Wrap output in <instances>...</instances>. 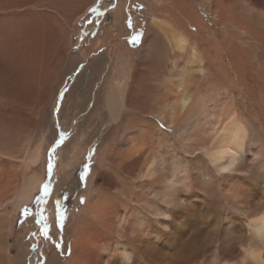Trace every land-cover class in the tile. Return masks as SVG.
I'll list each match as a JSON object with an SVG mask.
<instances>
[{"label":"bare ground","instance_id":"bare-ground-1","mask_svg":"<svg viewBox=\"0 0 264 264\" xmlns=\"http://www.w3.org/2000/svg\"><path fill=\"white\" fill-rule=\"evenodd\" d=\"M164 1H166L168 10H164L160 5V3L164 5ZM0 2V10L6 13L12 10L19 11L17 13L22 17L39 15L37 12L39 7L57 9L58 12L64 14L65 21L71 19L68 15L70 8H76L78 5V3L71 5L67 0H2ZM150 5V24L144 34L142 46L135 51L134 55L124 52L121 56L113 55L110 59L103 55L104 61L108 62L106 65L111 67L109 73L104 75V78L101 77V80L99 79V71L96 70L100 69L96 68L101 62L99 61L84 80L86 82L84 89L78 88L80 86L77 83L78 78L81 81L78 77L73 85L74 109L83 112L90 107L88 112L98 114V120L102 125L108 121L111 122L110 129L115 132L116 146L119 149L132 147L141 151L145 150L146 144H156L157 135L161 136V140H158L160 144L174 139L170 143L174 147L177 140L179 149H171L169 158H166L162 152L158 156L152 153V156L145 158L143 151L144 160L142 162L137 154L139 157L135 159V162L133 164L130 162L131 164L123 170L126 176L136 181L132 189L133 181L130 182L132 185L128 187L130 190L125 196L117 200L111 196L112 198L105 204L101 213L95 210L97 208L92 203L85 205L77 218L72 252L65 264H212L217 252V242L228 233L236 234L239 238L238 234L246 231L245 220L242 218L226 220L222 224V237L211 233L210 229L204 226L202 216L200 218L197 210L195 199L197 200L199 189L206 188L207 191L208 187L216 189L217 195L224 199L227 209L230 207L239 209L244 199L255 201L264 196V140L260 138L259 128L252 125L235 99L230 100L229 88L216 94L217 102L211 97L215 93L214 95L209 93L206 99L203 95L201 96L202 93L198 92L199 85L210 77L207 55L200 49L195 39L200 32L199 27L194 29V26H190L192 29H188V26L184 25L180 19L174 17L175 11L172 15V10L177 7L173 0H151ZM255 5L262 10L255 9ZM214 6L219 11V17L215 23H212L224 28L222 34L225 38L230 35L234 39L231 43L233 45L231 50L227 48V52H223V55L226 54L231 61L230 54H234V60L241 67L246 62L244 54L245 48H248L247 51L254 55L257 62L259 46H264V0H215ZM78 9L81 8L78 7L75 11ZM40 15L42 18H47L46 13ZM181 17L183 18L182 15ZM53 24L49 19H44L40 24L44 33L49 32L50 41L46 47L43 46L45 44L37 43L42 46L38 55L36 47L39 46L32 43L27 44L26 47L23 45V49H21L22 46H18L19 51L14 52L16 62L14 72H21L26 78L23 83L28 84L36 92H41L42 95L50 91L49 84L54 80L56 71L60 69L68 49H65L62 43L64 29ZM229 28L236 29L242 37L240 34V37L231 34ZM77 30L75 27L73 32ZM13 31L16 32L15 29ZM190 31L193 33L191 34ZM246 36L253 41L252 45L247 44ZM73 37L74 35L65 44L70 46ZM156 50H162L167 57H173L172 60L166 62L172 67V70L168 72L169 75L161 74L159 71L163 69V64L158 61L160 56ZM189 62L198 65L194 68L188 64ZM261 62L264 61L261 60ZM70 63L72 64H69V69H72L76 62L70 61ZM236 70L239 72L237 66ZM17 75L21 76L20 73ZM33 79L38 82L34 83ZM93 83H99V86L96 85L98 86L97 91L92 95ZM78 89L81 90L76 92ZM88 97L92 99L89 100ZM138 106H141L143 113L154 114L166 121L167 125L174 129L173 133L168 134L161 130L154 121L137 117L135 113L132 114L127 110V108L132 109ZM147 106L151 109H147ZM14 132H16L15 129ZM110 145L101 155L104 167H107V161H111ZM2 146L0 149L4 150L5 146L4 148ZM41 148L37 147L34 150L27 148L24 154L20 151L4 154L13 158L20 156L19 159L24 162L26 170L30 171L32 170L31 165H35L41 156ZM148 148L146 149L149 150ZM237 148L243 149L240 170L244 174L219 176L218 167L230 165L232 158L229 153L236 151ZM126 151L128 152L129 149ZM195 158L199 159L198 166L191 164ZM101 170L98 178L95 177L92 181L89 193L91 201L103 194L102 188L104 187L101 184L97 186L99 180L102 179L103 169ZM96 178H100L98 183H96ZM22 181L23 185L19 184L20 186L14 191L15 194L9 197L8 201L6 200L7 203L0 201V208L4 207L1 211L3 215L8 214L6 209L8 202H12L14 211H16L21 202L30 199L40 183L36 173L23 176L20 183ZM143 184L146 186L144 195H139L136 188H140ZM208 195H211L209 191L207 197H210ZM106 196L104 198H107ZM177 196L188 201L191 206L169 209L163 203L165 199L171 202V199ZM259 211L260 209H256L257 213ZM167 215H170L172 219H165ZM237 251V246L233 245L226 253L225 259L229 261L234 259ZM51 264L61 263L58 258L52 256Z\"/></svg>","mask_w":264,"mask_h":264},{"label":"rangeland","instance_id":"rangeland-1","mask_svg":"<svg viewBox=\"0 0 264 264\" xmlns=\"http://www.w3.org/2000/svg\"><path fill=\"white\" fill-rule=\"evenodd\" d=\"M181 1L182 0H173L175 5L177 4V7L175 6L176 9L172 10V15L175 11L174 17L180 19L184 25L188 26V29H192L191 27L193 26L194 29L199 27L200 32L198 36L193 37H195L200 45V49L207 55V67L209 68L208 73L210 77L199 85L200 89H198V92L202 93L201 96L203 95L204 97H202L206 99H208L209 93L212 95L215 93V95L211 97L217 102L218 99L216 98V94L222 93V90L229 88L231 94L230 100L235 99L239 108L243 110L245 116L252 122V125L259 128L260 138H262L263 141L264 62H261V60L264 61V46H259L257 62L256 59H254V55L250 51H247L248 48H245L244 58L246 62L240 67L237 61L234 60V54H230L231 61L233 62L229 60L226 54L223 55V52H227V48L231 50L233 47L231 43H233L232 41L234 39L232 38L233 36L230 35H227L225 38L222 34L224 28L221 25L214 24L219 17V11L216 6H214L215 0H206L207 2L205 0ZM67 2L71 5L75 3L77 5L78 3L76 8H70L68 15L71 19L67 21H65L64 14L52 8L51 10L45 7L37 8V10L39 9V11H37L39 15L46 13L47 18H42L40 17L41 15L35 17L33 15L22 17L17 13L19 11L12 10L10 13H6L0 10V147L2 144L5 146V148L2 146L4 150L2 148L0 149V201L7 203L8 198L15 194L14 191H16L18 186L23 185V181L20 183L23 176L36 173L40 179L39 186L34 190L30 199L21 202L16 211H14L12 202H8L6 206L8 214L3 215L1 211L4 210V207L0 208V264H51L52 256L58 258L61 264H65L72 252L77 218L85 205L92 203L93 206L97 208L95 210L101 213V210L106 206L105 204H107L108 200L112 197L115 200L121 199L128 193L130 190L128 187L131 186L132 183L131 189L135 186L136 181L126 176L123 171L127 165L133 164L135 159L139 156L142 162V160H144V154L145 158H149L152 153L158 156L162 152L166 158H169L171 149H179V142L177 140V143H174V147L171 146L170 143L173 142L174 139H170L167 143L164 142L160 144L158 142V140H161L160 135L155 137L157 139L155 141L156 144L151 145V143H149L145 145L146 148L149 147L148 149L150 152H148L149 150L146 148L142 151L140 149H133L132 147L119 149L116 146L117 141L114 137L115 132L110 129L112 125L111 122L108 121L106 124L102 125L98 120V114L88 112L90 107L87 108V111H83L84 113L82 110L79 111L74 109L75 97L73 96V85H75L78 77L81 79V81H79L78 78L77 83L80 84L78 88H85L86 82L84 80L91 74L93 67L96 63H99V61H101L100 64L96 66V68H100L99 70L96 69L99 71V79L101 80L104 78V75L109 73L111 67L106 65L107 61H104L103 55L108 59L113 55L117 56L119 54L121 56L124 52L134 55L136 53L135 51L139 50L142 46V43L138 46L132 45L130 39L131 36L137 32L145 34L148 29L151 17V0H67ZM163 3L164 5L161 3L160 5L164 10H168L166 1ZM78 7L81 9L75 11ZM254 7L255 9H260L258 5ZM92 8H97L99 11L93 13L91 12ZM169 11L171 12V10ZM1 12H3V14ZM165 14L169 15V13L166 12ZM48 15L50 16L48 17ZM215 17L217 18L215 19ZM10 18L11 20H9ZM44 19H49L54 23L53 25H58L60 28L64 29V32H62L64 41L62 43H64L65 49H68L66 50L65 59L60 69L56 71L53 77L54 83L52 81L49 84L50 91L42 95L41 92L40 94L38 91L36 92L31 89L28 84L23 83L26 78L21 72H14V69H16L14 52L16 53L19 51L18 46H22L21 49H23V45L26 47L27 44L32 43L35 46H39L36 47V53L38 55L42 46L39 44L37 45V43L45 44L43 45L45 47L48 46L50 41L48 37L49 32H47V34L44 33L40 25ZM129 21L132 22L131 28L128 26ZM33 23L36 24L33 25ZM217 26L218 28L216 29ZM75 27H77L78 30L73 32ZM13 29H15L17 33L14 32ZM229 29L231 30V34L233 33V35H237V37L241 36L236 29ZM70 30H72V32ZM190 32L192 34L194 30ZM72 35H74L73 40L70 46H68V44L65 43L68 42L67 40L70 39ZM229 41L231 42L229 43ZM247 44H253V41L248 37ZM156 52L160 56L158 61L163 64V69L159 71L161 74L164 73L165 75H169L168 72L172 70V67L169 63L167 65L166 62L172 60L173 57H167L162 50H156ZM39 58L41 59V56H39ZM70 61L76 62V65L72 69H69V64H72ZM188 64L194 68L198 65L193 62H189ZM236 66L239 72H237ZM255 71L257 73H255ZM17 73H20L21 76H18ZM30 79H32V77ZM33 82L37 83L38 80L36 81L33 79ZM97 84L99 86V83ZM97 84L93 83L92 95L97 91ZM231 84L233 85L231 86ZM80 90L81 89H78L76 92ZM61 93H63L62 96L60 95ZM88 98L89 100L92 99L91 97ZM152 104L149 105L154 107ZM148 106L147 109L150 110L151 108ZM140 107L141 106L132 109L127 108V110L132 114L135 113L137 117L139 116L154 121L157 126L166 133H173L174 129L169 127L166 121L154 114L143 113ZM39 110H42L44 114ZM14 129L16 132H14ZM62 131L66 133L64 143L55 146V140L59 138V133ZM109 144H111V155H109L111 156V161H107V167H104V160L101 159V155ZM54 146L56 147L53 160L55 166L53 172L49 174L48 163L49 158L52 156V148ZM37 147H42V153L38 162L35 165H31L32 170L30 171L26 170L24 162L19 159L20 156L18 158H13L12 156L4 154H12V152L18 153L19 151L24 154L26 151L25 149L30 148L34 150ZM128 149L129 151L127 152L126 150ZM137 151L139 152L136 153ZM90 154H92L91 162L89 161ZM137 154H139V156ZM201 156L203 157V154ZM193 161H191L192 166H198L197 162H199V159L195 158ZM86 163H91V172L85 181H81L79 179V174L84 171V165ZM101 169H103V175L101 176L102 179L99 180L100 178H97L100 171H102ZM111 176L113 180H111ZM95 177H97V181L95 180L96 183H98L99 180L97 186L101 184V186L104 187L102 188L103 194L91 201L89 193L92 188V181ZM27 179H29V177H27ZM131 181L133 182L130 183ZM45 183L51 184L52 195L46 203L41 204L38 203V197L42 196V187ZM140 188H136L137 192L139 195H144L146 186L143 184ZM208 189L211 193V195H208L210 197H207L208 191L206 188L199 189L197 200L195 199L197 210L200 214V218L202 216L204 226L208 227L211 233H216L217 237H222V224L226 220H237L241 219V217L232 214L230 211V209H232L231 207L228 208L229 210L225 208L226 203L223 198L217 195L216 189H210L209 187ZM201 191L205 193V195H203ZM103 195L107 198H104ZM58 199L61 200L64 205L66 216L62 230L58 222V209L55 203ZM214 201H216V203H214ZM203 207L206 208V210ZM42 209L44 210V215L48 218L47 222L50 225L51 239H46L44 237L41 230L42 225L38 223L40 220L39 213Z\"/></svg>","mask_w":264,"mask_h":264},{"label":"clouds","instance_id":"clouds-1","mask_svg":"<svg viewBox=\"0 0 264 264\" xmlns=\"http://www.w3.org/2000/svg\"><path fill=\"white\" fill-rule=\"evenodd\" d=\"M243 154L242 148L230 152L232 163L228 166H219L218 175L224 174H244L240 170V162ZM222 169H228L222 171ZM251 202V203H249ZM163 203L173 209L184 208L189 202L180 199L178 196L171 199H165ZM256 209H260L257 213ZM232 214L245 220L246 231L238 234L228 233L222 240L217 242V252L212 260V264H264V196L252 201L244 199L239 209H230ZM172 219L170 215L164 217ZM236 245L237 255L231 261L225 259L226 253Z\"/></svg>","mask_w":264,"mask_h":264},{"label":"snow or ice","instance_id":"snow-or-ice-1","mask_svg":"<svg viewBox=\"0 0 264 264\" xmlns=\"http://www.w3.org/2000/svg\"><path fill=\"white\" fill-rule=\"evenodd\" d=\"M99 10L97 8H92L91 9V12L95 13V12H98ZM130 28L132 27V22L129 21V25H128ZM143 36L144 34L142 32H137L135 33L134 35L131 36V39H130V43L134 46H138L142 43V40H143ZM61 96L63 95V93L60 94ZM65 136H66V133H64L63 131L59 133V138L55 140V146H58L60 144H63L64 143V140H65ZM53 147L52 148V156L49 158V163H48V172L49 174H51L53 172V169H54V163H53V160H54V153H55V150H56V147ZM92 160V154L89 155V161L91 162ZM228 169H222V171H227ZM91 172V163H86L84 165V171L81 172L79 174V179L81 181H85L87 179V177L89 176ZM42 196L38 197V203H41V204H44L47 202V200L51 197L52 195V186L50 183H45L42 187ZM56 206H57V209H58V222H59V225H60V228L61 230L63 229L64 227V223H65V219H66V216H65V210H64V205L63 203L61 202V200H56ZM191 205L188 204L186 206H184V208H189ZM168 207V206H167ZM169 209H173L172 207H168ZM27 211V210H25ZM39 216H40V220L38 221V223H40L42 225V232L44 234V237L46 239H51V236H50V225L48 224V218L44 215V210L42 209V211L39 213Z\"/></svg>","mask_w":264,"mask_h":264}]
</instances>
